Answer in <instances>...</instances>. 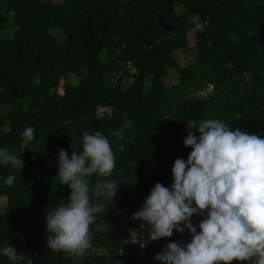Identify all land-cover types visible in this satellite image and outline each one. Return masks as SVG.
I'll return each instance as SVG.
<instances>
[{
  "label": "trees",
  "instance_id": "trees-1",
  "mask_svg": "<svg viewBox=\"0 0 264 264\" xmlns=\"http://www.w3.org/2000/svg\"><path fill=\"white\" fill-rule=\"evenodd\" d=\"M176 52L194 57L182 63ZM209 118L264 138V0H0V147L24 161L22 170L0 165V177H16L12 186L0 180V246L22 238L19 252L37 264H159L154 256L190 233L141 248L130 230L149 228L132 216L187 159L188 125ZM27 126L35 138L24 149ZM84 131L108 138L116 160L108 179L120 184L109 204L92 195L91 247L74 257L48 248L44 212L68 201L58 153L81 151ZM103 179L89 177L90 194Z\"/></svg>",
  "mask_w": 264,
  "mask_h": 264
},
{
  "label": "clouds",
  "instance_id": "clouds-1",
  "mask_svg": "<svg viewBox=\"0 0 264 264\" xmlns=\"http://www.w3.org/2000/svg\"><path fill=\"white\" fill-rule=\"evenodd\" d=\"M190 21L197 30L205 26L198 14ZM34 134L32 126L24 129L22 148L28 147ZM183 144L192 150L187 159L174 161L172 183L167 187L155 183L132 216L142 221V228L148 226L147 235L131 229L130 241L143 248L147 241L171 237L174 230H187L190 241L169 242L154 260L159 264H231L233 260L264 264V138L209 118L194 122V127L188 125ZM20 157L0 147V165L22 170ZM115 167L111 144L99 131H84L82 150H73L70 158L65 150H59L57 175L71 192L66 203L51 207L46 214L49 249L82 257L91 247L90 226L99 213L91 197L112 202L120 184L108 179ZM93 174L106 179L98 181L97 190L90 194L89 177ZM15 179L12 174L0 177L8 186ZM194 215L202 217L198 225L192 223ZM0 257H6L9 264H33L8 242L0 246Z\"/></svg>",
  "mask_w": 264,
  "mask_h": 264
},
{
  "label": "rangeland",
  "instance_id": "rangeland-1",
  "mask_svg": "<svg viewBox=\"0 0 264 264\" xmlns=\"http://www.w3.org/2000/svg\"><path fill=\"white\" fill-rule=\"evenodd\" d=\"M193 42V41H192ZM175 55L178 57V58H180L181 59V61H182V63H186V62H188V61H191L192 59H193V57L194 56H192V55H185V54H183L182 52H176L175 53ZM247 79L248 80H250V78H251V76L253 75V72L252 71H248L247 72ZM177 77H178V74L176 73V72H172L166 79H165V83L167 84V85H169V84H171V83H174V82H176V80H177ZM69 80L71 81V82H73V83H76V82H78L79 81V77H77L76 75H74V74H71L70 75V78H69ZM211 90H212V86H210L209 88H207L206 90H205V92L203 93V92H200L201 94H210V92H211ZM199 93V94H200ZM0 201L1 202H5L6 201V199L5 198H0ZM48 212V210H45V212L44 213H47ZM45 217H46V215L44 216V219H45ZM234 261V260H233ZM232 261V262H233ZM231 262V263H232ZM221 264H222V262H221Z\"/></svg>",
  "mask_w": 264,
  "mask_h": 264
},
{
  "label": "built area",
  "instance_id": "built-area-1",
  "mask_svg": "<svg viewBox=\"0 0 264 264\" xmlns=\"http://www.w3.org/2000/svg\"><path fill=\"white\" fill-rule=\"evenodd\" d=\"M139 233H141V232H139ZM144 239V238H143ZM19 243L17 244V245H14V246H12V247H14L16 250H17V253L18 254H22V255H24L23 253H21V252H19V247H22V245L24 244V240L22 239V238H19ZM23 249H26L25 248V246L24 247H22ZM2 257H0V259H1ZM27 258H29V257H27ZM31 260H32V262H33V264H37L35 261H34V259L33 258H30Z\"/></svg>",
  "mask_w": 264,
  "mask_h": 264
}]
</instances>
